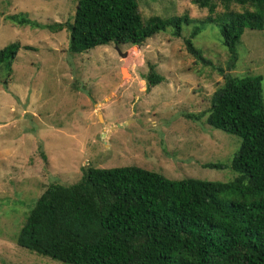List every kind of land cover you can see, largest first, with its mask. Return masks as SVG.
<instances>
[{"label": "rangeland", "instance_id": "obj_1", "mask_svg": "<svg viewBox=\"0 0 264 264\" xmlns=\"http://www.w3.org/2000/svg\"><path fill=\"white\" fill-rule=\"evenodd\" d=\"M138 1L146 20L187 15L183 36L161 33L142 46L109 44L72 55L67 30L19 26L8 16L28 14L43 26L73 22L79 0H0V50L21 46L11 75L0 69V264H61L21 248L17 237L48 187L78 183L84 168L136 166L171 180L236 178L228 167H204L228 166L241 145L207 119L226 75L264 76V31L245 30L232 64L223 22L209 23L192 40L210 62L204 65L185 38L208 9L194 0ZM217 4L213 17L226 13ZM151 67L163 82L149 88Z\"/></svg>", "mask_w": 264, "mask_h": 264}, {"label": "trees", "instance_id": "obj_2", "mask_svg": "<svg viewBox=\"0 0 264 264\" xmlns=\"http://www.w3.org/2000/svg\"><path fill=\"white\" fill-rule=\"evenodd\" d=\"M194 2L209 16L185 42L204 65L210 62L192 40L209 23L223 22L222 42L232 64L245 30L264 31V0ZM217 3L226 11L221 17H213ZM234 4L246 10L232 11ZM8 20L67 30L72 55L109 44L142 46L161 33L181 38L190 23L187 15L146 20L138 0H79L73 22L43 26L23 13ZM20 49L12 43L0 50V69L8 75ZM151 68L149 88L163 82ZM207 122L241 141L228 166H204L230 168L233 181L171 180L136 166L87 167L78 183L48 187L29 212L18 245L61 264H264V76L226 75Z\"/></svg>", "mask_w": 264, "mask_h": 264}, {"label": "water", "instance_id": "obj_3", "mask_svg": "<svg viewBox=\"0 0 264 264\" xmlns=\"http://www.w3.org/2000/svg\"><path fill=\"white\" fill-rule=\"evenodd\" d=\"M135 49H137V48L135 47ZM120 53H121V56H122V57H126V56H127V54H124V53H122L121 51H120Z\"/></svg>", "mask_w": 264, "mask_h": 264}]
</instances>
